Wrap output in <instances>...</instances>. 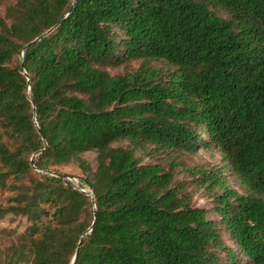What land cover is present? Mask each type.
Instances as JSON below:
<instances>
[{"label": "trees", "instance_id": "obj_1", "mask_svg": "<svg viewBox=\"0 0 264 264\" xmlns=\"http://www.w3.org/2000/svg\"><path fill=\"white\" fill-rule=\"evenodd\" d=\"M3 3L0 264H264V0ZM213 149L242 193L198 207L171 160Z\"/></svg>", "mask_w": 264, "mask_h": 264}, {"label": "rangeland", "instance_id": "obj_2", "mask_svg": "<svg viewBox=\"0 0 264 264\" xmlns=\"http://www.w3.org/2000/svg\"><path fill=\"white\" fill-rule=\"evenodd\" d=\"M5 5L0 6V16L4 17L5 15ZM152 66L155 68H162L163 65L161 63H154ZM128 69H123V67L117 69H109L108 72L111 76L122 75L125 72L131 70H136L139 68V63H132ZM127 143L116 144L115 146H126ZM90 162L93 163L94 155L88 154L85 156ZM174 159L171 160L172 164H174L175 168V179L177 181H182L185 184L186 190L193 197V204L198 207L208 208L210 207L209 200L206 198L207 192L202 188H196L195 185L191 184L192 176L189 174L190 172H198L200 170L203 171H222L223 176L227 185L237 190L239 193H242V189L238 187V184L235 182L234 178L229 175V173L224 169V161L222 159L221 154L217 150L211 151H203L199 150L194 155H189L186 153L176 154ZM152 161V163H158L165 168H168V162L170 160H165L163 154H159L155 159H145L144 162ZM65 172L74 173L73 166H69L63 169ZM88 191V190H87ZM90 192V191H89ZM90 197V196H89ZM27 223L26 220L22 217H12L6 216L2 220H0V246L3 247L6 245L8 239L10 237L5 236L7 234H11L13 237L22 233L26 228ZM5 231L6 233L2 232ZM229 243V241L227 240Z\"/></svg>", "mask_w": 264, "mask_h": 264}, {"label": "water", "instance_id": "obj_3", "mask_svg": "<svg viewBox=\"0 0 264 264\" xmlns=\"http://www.w3.org/2000/svg\"><path fill=\"white\" fill-rule=\"evenodd\" d=\"M74 4H75V3L72 4L71 9L69 10V12L66 14L65 17H68V16H69V14L71 13V11H72V9H73V7H74ZM57 26H58V25H55V26L52 27L50 30H48L46 33L42 34V35L39 36L38 38L34 39L32 42H30L29 44H27V45L23 48L22 53H25V52L27 51V49H28L32 44H34L35 42L39 41L42 37H44V36H46L47 34H49V33H50L52 30H54V28H56ZM21 69L23 70V67H22V66H21ZM23 73H24V71H23ZM24 74H25V73H24ZM28 84H29V81H28ZM39 133H40V132H39ZM45 150H46V148H44L42 151H39L37 154H40L41 152H43V151H45ZM55 175H56L57 177H60L61 179L65 180V181H69V182H70V179L66 178V177L63 176V175H59V174H55ZM71 185H72L75 189L81 191L82 193H84V194L87 195V196H90V197L93 199V195H92L91 192L79 188V187H78L75 183H73V182H71ZM79 248H80V243H79L78 246H77V249H76V251H75V255H74V257H73V259H72V261H71L70 264H74V263H75V261H76V259H77V256H78V253H79Z\"/></svg>", "mask_w": 264, "mask_h": 264}]
</instances>
